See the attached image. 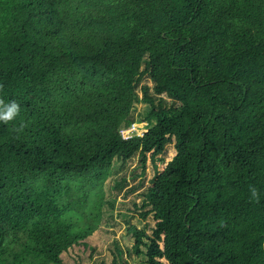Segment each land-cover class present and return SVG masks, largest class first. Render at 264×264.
<instances>
[{"label": "trees", "instance_id": "1", "mask_svg": "<svg viewBox=\"0 0 264 264\" xmlns=\"http://www.w3.org/2000/svg\"><path fill=\"white\" fill-rule=\"evenodd\" d=\"M12 102L0 264H71L80 246L107 264L87 239L139 190L122 217L152 233L130 225L110 264H264V0H0Z\"/></svg>", "mask_w": 264, "mask_h": 264}, {"label": "rangeland", "instance_id": "2", "mask_svg": "<svg viewBox=\"0 0 264 264\" xmlns=\"http://www.w3.org/2000/svg\"><path fill=\"white\" fill-rule=\"evenodd\" d=\"M175 149L173 145H170L167 148V153L164 156L166 159V163L171 161L173 157L175 156ZM137 164V160L134 161V163L130 164L129 167H127V170H132ZM165 168V164H161L159 166V171H162ZM154 170L151 166V164L148 162L147 164V182L145 186L150 185L149 180L154 177ZM137 181H132L131 184L135 185ZM141 192V190L136 191L134 194H131L128 198L123 200V197L121 196L122 202H118L116 205V209L114 210V222L116 226L113 224L111 226H108L107 223H111L110 220H107V217L104 215L103 221L101 224L100 230L96 231L93 236L89 237L87 239L88 243L92 246H95L96 252L99 254H102V256H106L109 260H107V264H110V257H111V251L110 248L112 247V242L114 240H119L121 247L124 249L127 247H131L134 244V238L132 235L128 233V228L130 225H134L138 227L139 229H142L144 227H147L148 235H151L152 233V227H154V222L151 218V216H148L146 218H142L139 214H135L132 218L129 217H122L123 214L130 213L128 209H133L132 207V200H137L138 202V193ZM107 214V213H106ZM115 233V234H114ZM93 248H88L84 246H80L79 248H74L70 253L64 254V259L66 263L75 264L74 262H71L70 258H74L75 261H81V264H92V262L89 260V254H91ZM79 256L81 258H79ZM95 256H97V253H95ZM130 260V258H129ZM130 264H134L132 260L129 261Z\"/></svg>", "mask_w": 264, "mask_h": 264}, {"label": "clouds", "instance_id": "3", "mask_svg": "<svg viewBox=\"0 0 264 264\" xmlns=\"http://www.w3.org/2000/svg\"><path fill=\"white\" fill-rule=\"evenodd\" d=\"M19 105L15 102H12L10 104L4 105L2 108H0V120L3 121H10L12 120L19 112ZM252 194L255 196L256 192L253 189Z\"/></svg>", "mask_w": 264, "mask_h": 264}, {"label": "built area", "instance_id": "4", "mask_svg": "<svg viewBox=\"0 0 264 264\" xmlns=\"http://www.w3.org/2000/svg\"><path fill=\"white\" fill-rule=\"evenodd\" d=\"M146 126L147 124H139V123L133 124L131 127L122 130L121 135L123 139H130L135 136L143 137L144 133L147 132Z\"/></svg>", "mask_w": 264, "mask_h": 264}]
</instances>
